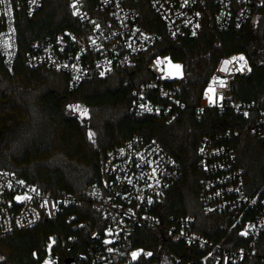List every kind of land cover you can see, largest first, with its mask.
<instances>
[{
	"label": "built area",
	"instance_id": "2783aa9c",
	"mask_svg": "<svg viewBox=\"0 0 264 264\" xmlns=\"http://www.w3.org/2000/svg\"><path fill=\"white\" fill-rule=\"evenodd\" d=\"M206 1L214 5L219 32L264 21V0H66L78 28L31 40L25 62L32 68L64 74L72 90L117 67L133 75L139 57L160 43L163 35L178 41L201 34L204 11L209 9ZM43 2L0 3V69H11L21 53V16L33 18ZM6 7H10V15L5 14ZM141 11H150L158 18L163 33L149 30ZM225 61L231 63L225 65ZM262 63V59L256 61ZM252 69L245 53L220 58L194 107L196 119L203 122L206 111L232 113L242 117L250 133L264 141V103L236 97L237 80L248 77ZM142 71L150 79L134 84L131 113L136 121L162 117L170 125L192 107L179 98L178 86L166 75L164 55H155ZM208 89L214 90L215 100ZM228 124L224 129L213 124L214 132L201 137L197 151L202 211L228 223L223 244L197 232L194 216L165 214L163 198L183 172L156 138L140 135L107 150L102 181L92 183L81 196L43 192L0 168V239L55 221L64 211L77 208L79 212L65 215V224L77 232L69 240V264H142L153 255L152 250L139 245L144 239L138 235L142 228L161 240L159 264H264V189L252 192L246 185L233 147L242 129L240 123ZM86 205L95 213L93 219H82L87 214ZM243 232L247 234L241 235ZM54 244V240L49 243L42 264L59 263ZM168 245H180L183 250H170ZM133 252L139 253L135 259Z\"/></svg>",
	"mask_w": 264,
	"mask_h": 264
},
{
	"label": "trees",
	"instance_id": "16d2710c",
	"mask_svg": "<svg viewBox=\"0 0 264 264\" xmlns=\"http://www.w3.org/2000/svg\"><path fill=\"white\" fill-rule=\"evenodd\" d=\"M205 4L209 9L204 11V29L197 38L173 41L163 35L160 43L139 57L133 75L117 67L103 77H91L73 90L64 74L32 68L25 62L31 40L78 28L66 0H44L41 11L33 18L21 16V53L11 69H0V168L43 192L56 195L66 191L81 196L92 183L102 181L109 148L137 135L154 137L175 157L183 172L163 198L165 214L194 216L197 232L223 244L228 223L202 211L197 168L199 140L214 132V125L224 129L229 127L228 122L240 123L242 133L233 141V147L252 192L264 189V141L250 133L242 117L206 111L200 122L194 107L220 58L232 53H245L253 64L251 74L237 80V99L264 103V21L219 32L215 29L214 5L209 1ZM141 12L149 30L163 33L158 18L150 11ZM155 55L170 56L185 70L184 78L175 84L179 98L192 107L170 125L162 117L136 121L131 113L134 84L150 79L142 68ZM258 59H262V65L256 64ZM77 103L87 109V117L81 119L76 113ZM89 133L94 134L91 139ZM84 209L87 214L83 220L96 216L89 205ZM71 211L79 209L66 210L55 221L1 238L0 264H42L52 240L53 250L60 257L58 264H69V240L77 233L65 224V215ZM138 235L144 238L139 245L153 251L142 264H159L161 240L146 228L140 229ZM168 246L170 250H183L180 245Z\"/></svg>",
	"mask_w": 264,
	"mask_h": 264
},
{
	"label": "rangeland",
	"instance_id": "374dc122",
	"mask_svg": "<svg viewBox=\"0 0 264 264\" xmlns=\"http://www.w3.org/2000/svg\"><path fill=\"white\" fill-rule=\"evenodd\" d=\"M176 65L180 66L179 71H177V69L175 68ZM165 72H166V75L168 77H170L173 81L181 80L185 76V70H184L183 65L181 63L173 60L170 56H165ZM208 91L210 92V94L212 96V100H215V92H214V90L213 89H208ZM77 105L79 106V110H77L75 108V111L79 115V117L81 119L87 117L88 111H87V115H81L82 111L84 109H86V108L84 106H82L81 104H79V103L75 104V106H77Z\"/></svg>",
	"mask_w": 264,
	"mask_h": 264
},
{
	"label": "snow or ice",
	"instance_id": "6c2138e0",
	"mask_svg": "<svg viewBox=\"0 0 264 264\" xmlns=\"http://www.w3.org/2000/svg\"><path fill=\"white\" fill-rule=\"evenodd\" d=\"M2 2H4V0H0V3H2ZM33 2H34V0H33ZM73 7H75V5H73ZM5 14H8V15H10L11 14V9H10V7H6V13ZM198 26V25H197ZM234 59H237V58H234ZM240 61H243L244 60V57L243 56H240L239 58H238ZM158 63H159V61H158ZM225 63V65H227V64H229V63H231V61H225L224 62ZM175 68L177 69V71H179V68H180V66L179 65H176L175 66ZM222 70H227L226 68L225 69H222ZM101 75H103V73H101ZM210 100H211V98H210ZM75 108L77 109V110H79V106L77 105V106H75ZM149 111H151V109H148ZM81 115H87V109H84L83 111H82V113H81ZM245 115H247L246 113H245ZM94 134L93 133H89V138L91 139L92 138V136H93ZM22 183V182H21ZM11 185H9V187H10ZM29 197H17V199L19 200V199H28ZM247 234V232H243V233H241V235H246ZM139 255V253H137V252H133L132 253V257H133V259H135L137 256ZM148 255H151V253H148Z\"/></svg>",
	"mask_w": 264,
	"mask_h": 264
}]
</instances>
